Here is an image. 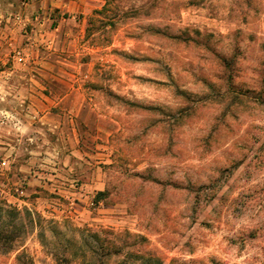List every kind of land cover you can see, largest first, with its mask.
Wrapping results in <instances>:
<instances>
[{
  "label": "rangeland",
  "instance_id": "rangeland-1",
  "mask_svg": "<svg viewBox=\"0 0 264 264\" xmlns=\"http://www.w3.org/2000/svg\"><path fill=\"white\" fill-rule=\"evenodd\" d=\"M0 264H264V0H0Z\"/></svg>",
  "mask_w": 264,
  "mask_h": 264
},
{
  "label": "crops",
  "instance_id": "crops-1",
  "mask_svg": "<svg viewBox=\"0 0 264 264\" xmlns=\"http://www.w3.org/2000/svg\"><path fill=\"white\" fill-rule=\"evenodd\" d=\"M13 75H15L14 74V72H13ZM32 80V79H31ZM33 81V80H32ZM33 83L35 84V81H33ZM20 83H18L17 85H19ZM20 86V85H19ZM29 86V87H28ZM33 85H32V82H28V83H25V85H23V86H21V88L23 89V88H28V89H30L31 87H32Z\"/></svg>",
  "mask_w": 264,
  "mask_h": 264
}]
</instances>
